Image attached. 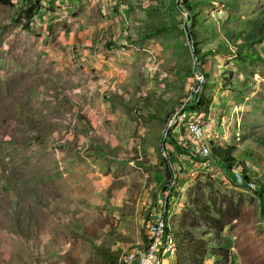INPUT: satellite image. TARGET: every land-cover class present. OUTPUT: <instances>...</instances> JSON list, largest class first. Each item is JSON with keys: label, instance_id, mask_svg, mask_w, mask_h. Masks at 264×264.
<instances>
[{"label": "rangeland", "instance_id": "1", "mask_svg": "<svg viewBox=\"0 0 264 264\" xmlns=\"http://www.w3.org/2000/svg\"><path fill=\"white\" fill-rule=\"evenodd\" d=\"M29 1L0 2V264H117L124 250L145 244L148 215L171 181L167 221L176 233L190 226L187 215L207 225L192 209L200 195L211 215L223 213L230 264L264 260L254 189L192 157L181 140L186 120L197 118L210 150H243L247 179L264 177V148L252 139L264 136V63L204 54L225 47L213 19L223 28L246 22L264 0L224 11L217 3L219 13L205 8L198 23L186 4L202 0H119L112 21L122 44L103 29L92 70L57 68L46 49L54 29L39 26L38 11L24 28ZM206 71L231 74L235 88H219L223 80ZM203 99L211 100L207 115L196 110ZM182 105L186 120L169 130Z\"/></svg>", "mask_w": 264, "mask_h": 264}, {"label": "trees", "instance_id": "2", "mask_svg": "<svg viewBox=\"0 0 264 264\" xmlns=\"http://www.w3.org/2000/svg\"><path fill=\"white\" fill-rule=\"evenodd\" d=\"M40 1L42 2V0H31L29 1L28 6L24 7L22 14L25 15L27 20V24L24 26L25 29L29 28V23L37 16L36 13L41 6ZM0 2L3 4H10L11 0H0ZM217 3H220V5L222 4V8L219 9L222 11L234 6L249 8L241 5L243 4V0H202L199 3L186 4V8L190 12L191 16L189 22H200L203 17L202 13H206L205 8H211L215 10L216 14H218L219 10ZM212 22L220 28V41L224 43L225 47L220 50L212 49L210 52L204 54L213 55L215 57L229 56L235 60H244L247 63H264V11L248 18L246 22H237L236 25L229 26V28H223L220 26L221 22L218 19H213ZM200 66V58H197L196 68L198 72L204 76ZM206 72L211 75L212 78H221L223 80V84L219 85V88L223 90H231L235 88V84L232 82L231 74L224 77L221 75V72L215 74L213 71ZM205 78L208 80L207 75ZM194 96L196 99L200 97L197 93H194ZM203 100L204 103H202L201 107L196 110L207 115L209 114L211 100ZM193 104H195V102H193ZM192 111L196 112L195 109ZM252 139L264 148V136L256 134L252 137ZM209 145L212 146V143H209ZM212 148L213 149L210 150L208 155L209 157L199 158H209L210 161L216 167L221 168L224 174L230 177V179L242 186L248 188L252 187L258 196L261 207L264 209V177L258 178L254 181L247 179L245 160L249 158L248 153L243 150L236 151V149L221 148L218 146ZM238 179H240V181H238ZM195 198L196 201L192 207L193 212L200 216L201 219L207 223V225L199 226L195 224L189 215H187V222L190 223V226H187V224L184 223L176 233V248L178 255L182 259L181 263L204 264L205 259L212 257L215 260L214 264H230L232 254L229 249L225 247L227 244L226 241L222 239V230L225 225L222 220L223 213H221L220 210H217L218 213L213 211V215H211L205 205H202L204 198H201L200 195H195ZM217 216H219V218ZM203 232H208L209 235L200 238L199 235ZM210 239H215L217 242L211 245L209 242ZM239 257L243 260L242 255ZM251 262L254 264H264V260L260 255L251 259Z\"/></svg>", "mask_w": 264, "mask_h": 264}, {"label": "crops", "instance_id": "3", "mask_svg": "<svg viewBox=\"0 0 264 264\" xmlns=\"http://www.w3.org/2000/svg\"><path fill=\"white\" fill-rule=\"evenodd\" d=\"M53 2L52 5L47 2L42 3L38 10L42 21L39 26L54 29L55 40L50 37L52 42L46 47L47 53L56 59L58 69H80L82 66L90 70L93 67L97 68L99 65L97 51H99V42L104 39L103 29L110 34L114 33V40L122 33V30L116 33L112 21L113 9L116 4L120 5L119 0H53ZM101 14L107 15L105 26ZM115 42L122 44L121 41L115 40ZM113 47L111 46V49H116ZM52 49L54 50L51 51ZM87 68L85 71L88 73ZM96 84L93 83V86Z\"/></svg>", "mask_w": 264, "mask_h": 264}, {"label": "built area", "instance_id": "4", "mask_svg": "<svg viewBox=\"0 0 264 264\" xmlns=\"http://www.w3.org/2000/svg\"><path fill=\"white\" fill-rule=\"evenodd\" d=\"M186 108V105H182L180 109L172 113L168 119L169 130L176 128L186 120L187 113L183 111ZM186 121L185 137H181V140L188 143L192 157H207L210 153V145L205 143V129L200 120L191 117ZM173 188L174 184L171 181L165 186L162 203L157 209L150 211L145 244L124 250L117 264H176V231L167 221L170 205L174 199Z\"/></svg>", "mask_w": 264, "mask_h": 264}]
</instances>
